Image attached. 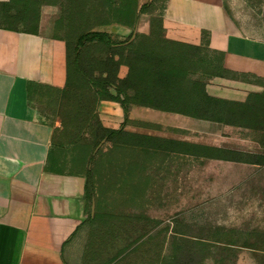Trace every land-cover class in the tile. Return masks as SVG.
Segmentation results:
<instances>
[{"label": "rangeland", "instance_id": "rangeland-1", "mask_svg": "<svg viewBox=\"0 0 264 264\" xmlns=\"http://www.w3.org/2000/svg\"><path fill=\"white\" fill-rule=\"evenodd\" d=\"M167 1L146 0L150 29L134 40L108 31L112 24L135 27L142 13L134 1L17 0L11 14L0 15V26L35 30L39 9L58 7L54 36L67 43L69 88L38 87L33 100L56 127L59 171L87 176L103 138L100 97L90 80L110 77L133 104L224 122L226 132L214 144L131 133L104 140L90 184L94 220L72 262L264 264V81L251 80L261 93L243 105L207 99L210 81L224 74L222 55L166 39ZM224 1L248 35L264 40V0ZM88 32H106L112 43L93 38L78 50Z\"/></svg>", "mask_w": 264, "mask_h": 264}, {"label": "crops", "instance_id": "crops-1", "mask_svg": "<svg viewBox=\"0 0 264 264\" xmlns=\"http://www.w3.org/2000/svg\"><path fill=\"white\" fill-rule=\"evenodd\" d=\"M137 1L139 7L146 2ZM57 12V6H42L36 33L0 26V264H73L89 217L86 177L51 169L56 127L42 119L33 100L38 87L66 86L68 47L54 36ZM163 28L169 41L222 55L226 74L208 84L211 97L246 103L261 93L251 80L264 81V40L248 35L224 0H168ZM149 29L148 16L140 14L134 28L112 24L108 31L146 35ZM98 113L105 127L172 141L214 144L226 132L222 123L142 104L124 109L101 101Z\"/></svg>", "mask_w": 264, "mask_h": 264}, {"label": "trees", "instance_id": "trees-1", "mask_svg": "<svg viewBox=\"0 0 264 264\" xmlns=\"http://www.w3.org/2000/svg\"><path fill=\"white\" fill-rule=\"evenodd\" d=\"M121 1H125V2H136L137 4V7H138V11L139 13H145L146 9L147 8V4H143L141 7H139L138 5V1L137 0H121ZM17 3V0H11L9 3H4V4H1L0 5V15H3L4 13H7V14H11V11L14 10V6L15 4ZM40 13H41V10L39 9V18L37 20V28L35 30H24V29H14V28H9V27H6L8 29H13V30H22V31H25V32H38V28H39V22H40ZM3 26V25H2ZM133 32L131 33V38L133 36ZM138 34V33H137ZM136 34V35H137ZM93 38H98L102 41H108V43H112L111 41V35L106 33V32H88V33H85L83 34L79 40H78V44H77V49L80 50L82 47L85 46V44L87 42L90 41V39H93ZM136 38V37H135ZM120 46H125V44H121ZM69 63H70V57L68 55L67 57V67H68V77H67V82H66V86L61 89L60 91H62L63 93L64 92H67L68 90V81H69ZM121 65H124V63H119V67ZM224 70V74H218V75H215V76H222V75H225L226 71L225 69L223 68ZM115 73H117V70L115 71ZM122 80V79H121ZM114 81H112L110 79V77H107V78H102V79H94V80H90V85H92V87L95 89V92L97 93V95L100 97V102L101 101H116V102H119L122 104V106L124 107V109H127V107L130 105V104H133V102H129L128 98H127V94L125 92H123L120 87L118 85H116V83H112ZM112 90H115L117 92L116 95H114L112 93ZM205 96L207 97V99L209 100H212V101H215V102H228V103H234V102H229V101H225V100H221V99H217V98H214V97H211L210 95H208L206 89H205ZM256 96V95H254ZM247 103V102H246ZM246 103H236V104H246ZM144 106H148V105H144ZM148 107H152V106H148ZM152 108H156V109H160V108H157V107H152ZM160 110H165V109H160ZM165 111H171V112H177V113H180V114H184V115H188V116H192L194 118H198V119H203V120H209V121H214V122H219V123H224L222 120H218V119H213V118H207V117H199L197 115H193V114H188V113H181L179 111H176V110H165ZM100 124H101V130L104 132L103 133V138L99 141V143L97 144L96 148H95V152L92 154L91 156V162H92V166L88 169L87 171V176L86 177V193H87V198H88V201H89V204L91 206V203L93 202V199L96 197V191L95 189H90V184H92V181H93V164L96 162L97 158H99V156L101 155V147L99 148V146L101 145V143L105 140L107 143H111L112 142V136L113 135H121V134H125L127 133L123 127L119 128V129H112V128H108V127H105L103 125V123L101 122L100 120ZM226 124V123H225ZM55 146V145H53ZM53 152H54V147L52 149V157H53ZM51 157V155H50ZM54 158V157H53ZM55 162L54 160L52 161L51 163V169L56 171V172H63V171H59L58 169L54 168L55 167ZM93 217L91 216V212H89V217L87 219V222L88 221H93Z\"/></svg>", "mask_w": 264, "mask_h": 264}, {"label": "water", "instance_id": "water-1", "mask_svg": "<svg viewBox=\"0 0 264 264\" xmlns=\"http://www.w3.org/2000/svg\"><path fill=\"white\" fill-rule=\"evenodd\" d=\"M136 34H137V31L135 30V32H134V34H133L131 40H134V39H135ZM94 209H95V203H93V206H92V216H93V214H94Z\"/></svg>", "mask_w": 264, "mask_h": 264}]
</instances>
